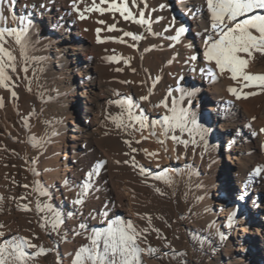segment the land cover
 Masks as SVG:
<instances>
[{
    "label": "bare ground",
    "instance_id": "bare-ground-1",
    "mask_svg": "<svg viewBox=\"0 0 264 264\" xmlns=\"http://www.w3.org/2000/svg\"><path fill=\"white\" fill-rule=\"evenodd\" d=\"M127 2L133 16L139 19L138 12L143 10L148 23L137 24L111 11L87 12L80 19L73 0H16L11 11L7 3L0 6L6 18L0 27L25 29L26 38L23 50L14 36L5 35L3 44L16 65L15 72L8 69L9 89L0 88V196L4 197L0 224L6 225V238L24 237L34 244L32 235L39 233L41 242L37 248L25 249L28 253L51 248L48 261L38 254L40 264H72L81 247L91 246L94 230L108 227V219L130 220L141 231L155 200L174 192L175 203L205 205L214 243L221 234L225 237L215 245L222 264H264V172L253 175L257 168H264V133L259 131L264 128V91L242 88L227 73L218 74L215 81L202 76L199 69L208 62L203 59L201 39L193 33L206 22H194L187 15L189 8L199 9L201 0H147V8L141 0H137L139 7ZM92 3L79 0L77 7L82 11ZM95 3L108 9L111 0ZM160 4L170 7L160 10ZM200 12L203 16L206 9ZM172 17L178 25L192 29L180 43L169 38L175 35L168 28ZM113 24L116 30L109 31ZM124 32L141 38L134 41ZM193 53L198 59L189 63ZM260 57L254 55L247 69L250 73L264 74ZM229 87L257 94L236 99ZM180 89L195 90L192 105ZM144 96L148 99L141 100ZM173 99L179 107L194 106L214 114L207 146L199 136L193 144V137L179 129L165 136L162 125L151 128L152 120L171 115ZM129 112L146 118L149 128L139 131ZM153 130L156 135H150ZM172 135L189 143H177ZM101 160L106 164L89 180L87 173ZM85 183L90 185L89 193L81 197ZM77 199L84 203L75 204ZM233 210L237 216L230 227ZM57 214L62 223L53 230ZM30 220L35 227H30ZM194 230L205 234L208 228L195 225ZM177 234L176 224L169 239H139L141 248L158 249L152 257L142 253L143 259L163 264L175 249ZM189 245L190 237L186 250Z\"/></svg>",
    "mask_w": 264,
    "mask_h": 264
},
{
    "label": "snow or ice",
    "instance_id": "snow-or-ice-1",
    "mask_svg": "<svg viewBox=\"0 0 264 264\" xmlns=\"http://www.w3.org/2000/svg\"><path fill=\"white\" fill-rule=\"evenodd\" d=\"M107 2L108 0H100L101 4ZM131 2L134 7H139L137 0H131ZM6 3L9 5V11H11V6L16 3V0H0V6ZM78 3L79 0H73V7L78 11L80 19H85V13L87 12L104 13L105 11H111L118 12L125 20L133 19L137 24L148 23L145 20L143 10L138 12L139 19L133 16L127 0H123L120 4H117L116 0H111L108 9L100 7L93 0L91 6L86 5L82 11L77 7ZM141 3H143L144 8H147V0H141ZM39 7L43 8L45 5L41 4ZM169 7L167 4L159 5L160 10H165ZM201 9H206V13L203 16H201ZM151 11H156V9H151ZM187 15L194 22L200 19L206 22L204 28L193 33L201 39L204 45L203 59L208 62L207 66L199 69L202 76L215 81L218 74L223 75L227 73L230 75V79L237 81L242 88L255 86L264 91V74H252L247 70L255 54L264 56V0H201L199 9L196 7L189 8ZM5 19L2 9H0V23H3ZM13 19H15V16H13ZM161 19L163 18L161 17ZM99 23H104V21H99ZM168 28L175 32V35H171L169 38L178 43L181 42V38L187 32L192 30L191 26L178 25L175 17H172ZM108 30H116L115 25H110ZM99 31L100 29H97V32ZM5 35L14 36L15 43L20 45L23 50L26 43L25 29L17 31L16 29L0 27V88L8 90L9 81L12 79L8 69L15 72L16 65L14 63L15 57L3 46ZM123 35L131 37L134 41L141 38L131 32H124ZM185 47L192 49L194 45L187 44ZM197 59V55L193 53L189 55L188 62L191 63ZM214 69L218 70V73ZM24 71H27V69H24ZM227 90L236 99H240L242 96L246 99L248 96L257 94L255 91L242 93L236 87H229ZM180 91L183 92L184 96L189 98L187 103L192 105V101L197 95L195 90L185 91L180 89ZM11 95L16 97L17 94L15 91H12ZM170 95L171 93H169ZM184 96L181 97V100H183ZM140 99L147 100L148 97L144 96ZM162 103L165 108H168L166 102ZM121 104L123 106V102ZM171 105V108H169L171 115H165L162 120H152L151 128L155 129L156 125H162V134L165 136L168 135L170 130L179 129L181 133L187 132L189 136L193 137V144L196 143L194 137L199 136L200 141L207 146V138L213 131L212 121L215 118L214 114L210 111H197L194 106L179 107V102L175 99L171 101ZM0 107H3V98H0ZM131 107L132 104L129 102L127 108L130 109ZM129 119H135L139 123L138 130L141 132L149 128V124L145 122L146 118L140 116L133 117L129 112ZM253 119L255 118L253 117ZM117 127H121V124L117 123ZM259 131L264 133V128H261ZM150 135H156L155 131H151ZM170 138L185 146L189 143L188 140H179L175 135H172ZM142 139H147V137L142 136ZM125 142L128 143V141ZM158 142L163 143V141ZM136 143H140V141L137 140ZM132 151H136V149H132ZM150 155L155 156L157 154L151 153ZM117 163L120 162L117 161ZM124 163H128V161H124ZM105 164L106 161L103 160L97 162L92 170L87 173L89 180L93 176L99 175L100 170ZM141 171L143 172V169ZM261 172H264V168H257L254 170L253 175L258 176ZM162 178L161 176L155 177L157 180ZM24 187L28 186L24 185ZM89 188L90 185L85 183L82 186L80 196L86 197L89 193ZM243 198V195L239 197V199ZM3 199L4 197L0 196V201ZM74 203L83 204L84 200L77 199ZM37 207L39 208V205ZM24 210L30 211L27 205H24ZM103 215L105 217L108 216L107 210L104 211ZM236 216L237 210H233L229 214L228 222L230 227L233 226ZM60 223L62 221L59 214H57V218L52 224L53 230L58 228ZM107 223V228L94 230L90 238L91 246L81 247L75 253V259L72 261V264H85V261L88 264H143L142 253L146 252L152 257L158 251V249L150 246L147 249L140 247L138 240L143 238V232L147 230L138 231L130 220L125 221L117 217L115 220L108 219ZM41 226L43 227V225ZM84 227L83 224L80 225V228L83 229ZM4 229H6V225L0 224V241H2L0 242V264H27V261L32 259V256L25 249L37 248L38 245L32 244L28 239L19 236H13L9 240L6 238V231ZM155 231L158 232L159 230L155 229ZM220 239H225L223 234L220 235ZM43 251L41 248L38 254H42ZM164 255L166 256L168 253H164Z\"/></svg>",
    "mask_w": 264,
    "mask_h": 264
},
{
    "label": "rangeland",
    "instance_id": "rangeland-1",
    "mask_svg": "<svg viewBox=\"0 0 264 264\" xmlns=\"http://www.w3.org/2000/svg\"><path fill=\"white\" fill-rule=\"evenodd\" d=\"M263 61L264 56H261L258 59V64ZM13 85L15 86L16 83H13ZM223 148L225 150L226 146ZM181 199H183V196H181ZM43 202L45 203V201ZM43 202L41 203L42 205L44 204ZM195 204L196 202H192L186 207L187 205L184 203V200L175 203L174 192H171L169 196L155 200V204L152 205L149 214L141 223V231L147 230L143 232V239H147L149 242H154L155 239L160 240L162 237L169 239L172 234H175L176 224L178 225V234L174 245L175 249L168 257L164 258L163 264H222L219 251H217L215 245H220L223 243V240L219 237L216 244L214 243V234L209 229L208 219L205 217V205L202 203ZM42 218L44 223L46 221L45 213ZM185 219L186 221H184ZM195 225L206 227L208 230L205 234L197 233L194 230ZM30 227H35L33 220H30ZM155 229L159 231L157 232ZM48 237L50 240L52 239L51 234ZM188 237L191 238L192 245H189L186 250ZM41 238V234L39 233L32 235L35 245L41 242ZM29 254L32 256V259L28 260L27 264H40V255L31 254L30 252ZM51 257L52 249L50 248V250L43 253V258L48 261ZM142 261L143 264H150L143 257ZM85 264H88L87 261H85Z\"/></svg>",
    "mask_w": 264,
    "mask_h": 264
}]
</instances>
